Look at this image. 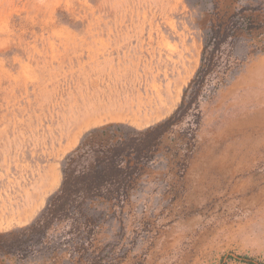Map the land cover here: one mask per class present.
Here are the masks:
<instances>
[{"label": "rangeland", "instance_id": "obj_1", "mask_svg": "<svg viewBox=\"0 0 264 264\" xmlns=\"http://www.w3.org/2000/svg\"><path fill=\"white\" fill-rule=\"evenodd\" d=\"M0 264H264V0H0Z\"/></svg>", "mask_w": 264, "mask_h": 264}, {"label": "trees", "instance_id": "obj_2", "mask_svg": "<svg viewBox=\"0 0 264 264\" xmlns=\"http://www.w3.org/2000/svg\"><path fill=\"white\" fill-rule=\"evenodd\" d=\"M112 126H114V127H119V128H120L122 125H116V124H115V125H111V126L103 127V129L111 128ZM96 130H99V129H95V130L91 131L90 133L95 132ZM90 133H89V134H90Z\"/></svg>", "mask_w": 264, "mask_h": 264}, {"label": "crops", "instance_id": "obj_3", "mask_svg": "<svg viewBox=\"0 0 264 264\" xmlns=\"http://www.w3.org/2000/svg\"><path fill=\"white\" fill-rule=\"evenodd\" d=\"M114 119H119V118H114Z\"/></svg>", "mask_w": 264, "mask_h": 264}]
</instances>
